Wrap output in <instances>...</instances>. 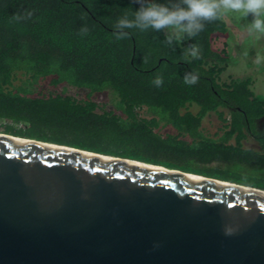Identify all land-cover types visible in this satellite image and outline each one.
Returning <instances> with one entry per match:
<instances>
[{
	"label": "trees",
	"instance_id": "trees-1",
	"mask_svg": "<svg viewBox=\"0 0 264 264\" xmlns=\"http://www.w3.org/2000/svg\"><path fill=\"white\" fill-rule=\"evenodd\" d=\"M139 7L134 0H0V134L264 190V96L250 77L223 78L229 51L216 42L228 32L224 18L172 45L152 30L129 29L117 40L116 20ZM192 44L199 58L186 61ZM186 73L198 82L186 85ZM156 76L162 87L151 83ZM48 78L65 85L63 93L33 95L31 87ZM68 86L87 97L66 94ZM106 91L113 110L92 98ZM207 119L216 121L213 133Z\"/></svg>",
	"mask_w": 264,
	"mask_h": 264
},
{
	"label": "water",
	"instance_id": "water-1",
	"mask_svg": "<svg viewBox=\"0 0 264 264\" xmlns=\"http://www.w3.org/2000/svg\"><path fill=\"white\" fill-rule=\"evenodd\" d=\"M195 175L0 134V264H264V190Z\"/></svg>",
	"mask_w": 264,
	"mask_h": 264
},
{
	"label": "clouds",
	"instance_id": "clouds-1",
	"mask_svg": "<svg viewBox=\"0 0 264 264\" xmlns=\"http://www.w3.org/2000/svg\"><path fill=\"white\" fill-rule=\"evenodd\" d=\"M140 5L138 10L129 14L125 12L113 25V35L117 40L129 36V29L141 32L149 30L165 33V43L172 45L174 40L192 39L199 35L207 23L222 19L227 14L247 17L251 14L254 19L247 26L249 36L259 39L264 36V0H168L160 3L157 0H134ZM81 34H87V28L81 29ZM200 50L197 45H189L184 58L198 59ZM190 62V61H189ZM257 63H260L257 58ZM198 76L186 73L184 83L194 85ZM155 87L163 86V78L156 76L151 82Z\"/></svg>",
	"mask_w": 264,
	"mask_h": 264
},
{
	"label": "rangeland",
	"instance_id": "rangeland-1",
	"mask_svg": "<svg viewBox=\"0 0 264 264\" xmlns=\"http://www.w3.org/2000/svg\"><path fill=\"white\" fill-rule=\"evenodd\" d=\"M224 20L228 26V32L220 40L216 42V47H224L226 45L229 51V62L227 69L223 73L224 79L234 78H252L253 89L256 93L264 96V36L257 39L255 36H249L247 26L251 23L254 17L249 14L247 17L238 16L236 14H227ZM259 58L260 63H257ZM15 86L22 84L21 80H15ZM65 85L55 87L50 84V79H40L31 87L33 95H48L51 93H63ZM112 92L116 96L114 89ZM66 94L77 99H85L87 90L77 89L71 86L67 87ZM111 94L106 91L103 93H95L92 98L98 103L99 109L113 110L114 106L111 101ZM195 110V108H193ZM214 119H207L205 127L208 132L213 133L215 129ZM171 129H163L167 131ZM249 145H255L250 141Z\"/></svg>",
	"mask_w": 264,
	"mask_h": 264
},
{
	"label": "bare ground",
	"instance_id": "bare-ground-1",
	"mask_svg": "<svg viewBox=\"0 0 264 264\" xmlns=\"http://www.w3.org/2000/svg\"><path fill=\"white\" fill-rule=\"evenodd\" d=\"M19 141H24L23 139H18ZM26 141V140H25ZM100 157V156H99ZM124 163H128V164H133V165H139L137 162H132V161H127V160H123ZM191 178H194V179H197V180H202V181H208V182H214V181H211V180H208V179H205L204 177H201V176H189ZM252 191H258V190H254L252 189ZM259 193H262L264 194V192L262 191H258Z\"/></svg>",
	"mask_w": 264,
	"mask_h": 264
},
{
	"label": "flooded vegetation",
	"instance_id": "flooded-vegetation-1",
	"mask_svg": "<svg viewBox=\"0 0 264 264\" xmlns=\"http://www.w3.org/2000/svg\"><path fill=\"white\" fill-rule=\"evenodd\" d=\"M264 121V118L260 120V122L262 123Z\"/></svg>",
	"mask_w": 264,
	"mask_h": 264
}]
</instances>
